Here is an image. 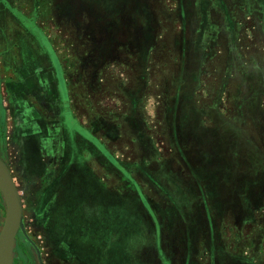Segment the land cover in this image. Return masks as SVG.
Listing matches in <instances>:
<instances>
[{
  "label": "rangeland",
  "instance_id": "374dc122",
  "mask_svg": "<svg viewBox=\"0 0 264 264\" xmlns=\"http://www.w3.org/2000/svg\"><path fill=\"white\" fill-rule=\"evenodd\" d=\"M0 158L13 264H78L59 210L88 257L109 228L116 264H264V0H0Z\"/></svg>",
  "mask_w": 264,
  "mask_h": 264
},
{
  "label": "crops",
  "instance_id": "0c3cea01",
  "mask_svg": "<svg viewBox=\"0 0 264 264\" xmlns=\"http://www.w3.org/2000/svg\"><path fill=\"white\" fill-rule=\"evenodd\" d=\"M77 191V192H76ZM81 191L79 190H75L74 192H71L70 190L67 192L65 191V193L62 194V196H65L66 198H71V197H75L76 200H78V197L81 196ZM57 199V198H56ZM23 204V203H22ZM64 206H66V204H63ZM67 206H70L69 204H67ZM53 215V219L57 220L58 225L55 228V232L60 235V237L58 238V242L57 244V250H59V252L62 253V251L64 249H67L68 252L71 253V256H73V260H77L76 262L78 264H116L115 262H111L110 259H113V256L115 255V253L112 250H117L119 252H123L126 256L129 257H133V246L131 244V242L129 240L127 241H123L121 240V238L117 237H109L111 235H115V233H113L112 229L106 228L105 231L101 234H97V236H103L104 239H106V243H105V248L103 249H99V253H95L94 257L91 256H87L85 254V250L87 247V240L85 238H83L84 236V230L83 228L85 226L82 227L83 223V218L85 217V215H88V212H76V211H56L54 212ZM52 215L50 216L52 219ZM23 218H24V209H23ZM51 219H49L48 221H46V223L44 224V228H43V233H42V238L46 240L47 243V236L49 235V227H48V223L51 221ZM63 220V221H59V220ZM72 222L74 225H72ZM76 223L79 224L76 225ZM21 227V226H20ZM102 228H100L101 230ZM99 229H95V231L98 233L100 231ZM89 238H92V235L89 234L88 235ZM113 240V244L112 246L115 244V242L119 243V247L115 249L111 246H109L108 241ZM45 242V241H44ZM31 250H34L36 252L39 253L40 255V250L39 247L37 245H35L34 249L31 248ZM68 256V254H66ZM67 258V257H66ZM118 264H124L123 260H120L118 262Z\"/></svg>",
  "mask_w": 264,
  "mask_h": 264
},
{
  "label": "water",
  "instance_id": "95a60500",
  "mask_svg": "<svg viewBox=\"0 0 264 264\" xmlns=\"http://www.w3.org/2000/svg\"><path fill=\"white\" fill-rule=\"evenodd\" d=\"M0 181L6 200V216L0 235V264H13L16 236L23 219V204L7 163L0 158Z\"/></svg>",
  "mask_w": 264,
  "mask_h": 264
}]
</instances>
